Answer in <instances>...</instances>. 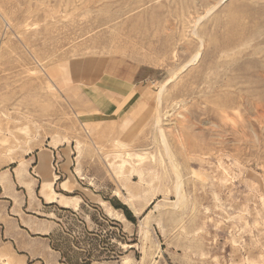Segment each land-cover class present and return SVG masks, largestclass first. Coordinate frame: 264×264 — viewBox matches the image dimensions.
I'll list each match as a JSON object with an SVG mask.
<instances>
[{"label":"rangeland","instance_id":"rangeland-1","mask_svg":"<svg viewBox=\"0 0 264 264\" xmlns=\"http://www.w3.org/2000/svg\"><path fill=\"white\" fill-rule=\"evenodd\" d=\"M19 166L54 264H264V0H0L13 191Z\"/></svg>","mask_w":264,"mask_h":264},{"label":"crops","instance_id":"crops-1","mask_svg":"<svg viewBox=\"0 0 264 264\" xmlns=\"http://www.w3.org/2000/svg\"><path fill=\"white\" fill-rule=\"evenodd\" d=\"M101 83L102 82H100L98 85H102ZM101 92H102V88L100 89L99 86H95L94 91H91L90 96L94 100H96V98L101 95ZM100 111L103 113L109 112L108 109L106 108H103ZM39 158H40V154H38V161H39ZM13 173H14V178L16 180V183L18 185H20L19 183L21 182L24 183L22 184L24 188H22L20 191L16 189H14L13 191L12 188L10 189L11 187L10 183L13 180L11 171L3 170V172H0V181H1L0 182V193L2 189V191L5 194V198H6V200L2 201L3 206H7L10 209V214L9 212H6V210H3L1 208L2 205H1V199H0V257H1V254L4 253V252H1V244H10L12 246L15 245L16 247H18L22 255L26 257L30 256L34 258L36 260L35 264H43V263L54 264L53 262H55V260L58 261L60 259V253L52 249L51 240L48 237H46L50 235V233L53 230L51 221L39 219L33 215L36 212L34 211V209L40 206L43 207V201L37 198L36 185L34 187L35 200L31 201V191L30 190L33 185V181L26 180L25 178H23L22 174L17 175L15 172V169ZM37 176L40 177L39 175ZM41 181H42V178H41ZM70 192H72V190H66L62 188L61 186V191L58 194L63 195L64 197L69 198V199L78 198L76 205H71V204L63 205V204H60L57 200H51L48 203H55L57 205L64 206V207L77 208L79 205L80 197L68 195L67 193H70ZM16 198L17 200L18 199L21 200V205L16 206V204H14L13 200ZM44 203H47V202L44 201ZM102 203H105V201H102ZM122 203L126 205L124 202ZM31 207L34 209H31ZM109 207H111L114 212H118L120 217H123L127 220L122 209L115 208L111 204L109 205ZM19 223L24 228H21L19 226ZM3 240H6V241L4 242ZM1 258L2 260L5 259L4 256H2ZM21 264L23 263L21 262Z\"/></svg>","mask_w":264,"mask_h":264},{"label":"bare ground","instance_id":"bare-ground-1","mask_svg":"<svg viewBox=\"0 0 264 264\" xmlns=\"http://www.w3.org/2000/svg\"><path fill=\"white\" fill-rule=\"evenodd\" d=\"M198 55V54H197ZM197 55H195V57H197ZM161 90V89H160ZM160 90L158 92H160ZM159 124V120H156V125ZM158 126V125H157ZM50 155L46 152V150H41L40 151V158L38 161V164L36 165V171H37V175H43L42 170L43 167L47 164V159ZM15 172L17 175H19L21 173V167H17L15 169ZM55 177V174L53 173V178ZM44 179L42 182V188H41V193L44 197H46L47 199L51 198V192H53V188H52V184L54 179ZM2 180V179H1ZM4 181V180H3ZM1 182V181H0ZM5 182V181H4ZM10 183V182H9ZM6 185V184H5ZM112 208H108V212L111 213ZM138 212V211H137Z\"/></svg>","mask_w":264,"mask_h":264},{"label":"trees","instance_id":"trees-1","mask_svg":"<svg viewBox=\"0 0 264 264\" xmlns=\"http://www.w3.org/2000/svg\"><path fill=\"white\" fill-rule=\"evenodd\" d=\"M117 208L122 209L123 212H124V214H125V216H126L128 219H130V220L133 219V217L131 216L132 214H130L129 210H127V207H126L125 205H120V206H118Z\"/></svg>","mask_w":264,"mask_h":264}]
</instances>
